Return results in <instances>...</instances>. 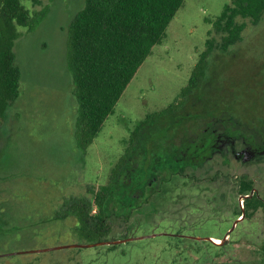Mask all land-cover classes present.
I'll use <instances>...</instances> for the list:
<instances>
[{"label":"rangeland","instance_id":"374dc122","mask_svg":"<svg viewBox=\"0 0 264 264\" xmlns=\"http://www.w3.org/2000/svg\"><path fill=\"white\" fill-rule=\"evenodd\" d=\"M42 1H24L46 14L34 29L19 28L20 93L0 127V264H264V207L236 217L245 208L243 178L253 184L250 195L264 199V148L247 144L236 122L255 121L249 123L254 130L243 131L264 147L257 133L264 125V16L247 25L241 42L212 53L199 102L188 104L182 124L170 118L173 130L152 138L158 123L141 121L180 94L206 47L209 20L231 2L186 0L84 150L76 136L79 103L67 50L69 24L86 0ZM201 107L232 117L210 124L211 114L195 118ZM140 123L138 145L106 206L110 232L100 241L111 243L87 246L95 242L80 237L71 205L110 184ZM162 136L166 140H155ZM181 147L190 149L188 163L176 158ZM149 152L170 168L144 170ZM73 244L86 246L56 248Z\"/></svg>","mask_w":264,"mask_h":264},{"label":"trees","instance_id":"16d2710c","mask_svg":"<svg viewBox=\"0 0 264 264\" xmlns=\"http://www.w3.org/2000/svg\"><path fill=\"white\" fill-rule=\"evenodd\" d=\"M24 1L26 0H0V127L7 110L20 93L22 71L16 62L15 52L16 41L21 35L19 28L34 29L46 14L44 9L32 11ZM29 1L34 5L43 4L42 0ZM185 2L186 0H86L85 6L71 20L68 27L67 60L79 103L76 136L78 144L84 150L99 136L108 117L115 113L116 105L127 87L152 54L153 48L162 43L169 24ZM263 16L264 0H231L220 15L209 20L212 29L208 32L206 47L200 52L186 86L167 107L147 114L141 121L149 126H156L158 123L152 138L163 129L173 130L170 118L183 123L188 104L195 106L196 100H200L198 95L206 91L212 53L226 51L241 42L247 25L258 24ZM201 111L195 112V118L200 114H211L210 124L219 121L223 123L224 117H232L225 112L224 116H217L219 111L203 110V107ZM244 120L245 122L239 119L235 121L241 126L244 141L254 146L255 135L243 130L250 122L255 124V121ZM231 121L233 119L228 124L224 122L227 130H232ZM141 123L136 126L130 144L113 168L110 184L103 185L96 191L91 190L92 196L88 201L79 200L71 205L79 221V235L88 242L100 241L110 232L107 222L110 215L106 210L109 194L116 178L121 174L122 166L138 145L137 141L142 133ZM261 127L264 129V125ZM247 128L254 130L255 127ZM165 136L155 140H166ZM199 147L200 145H196L195 149ZM189 151L187 147L179 148L180 157L177 156V160L188 163ZM144 156V170L147 172L155 167L170 168L164 161H155L156 156L150 152L148 157ZM151 165L152 168L149 167ZM171 165H176L173 160ZM252 190L251 180L243 178L240 182V194L244 196L245 208L241 209L237 218L245 219L250 216V210L264 207V199L257 193L251 196ZM0 219L1 222L4 221L5 216L0 215ZM262 249L264 250V242Z\"/></svg>","mask_w":264,"mask_h":264},{"label":"water","instance_id":"95a60500","mask_svg":"<svg viewBox=\"0 0 264 264\" xmlns=\"http://www.w3.org/2000/svg\"><path fill=\"white\" fill-rule=\"evenodd\" d=\"M243 217H240L239 218V220H241ZM142 237H144V236H142ZM141 237V238H142ZM129 239H132V238H129ZM211 240H213L214 241V239L211 237L210 238ZM117 242V241H116ZM109 243H111V242H101V241H99V242H95V243H92V244H89V245H87V246H94V245H101V244H109ZM69 246H86V245H81V244H73V245H61V246H57L56 248L57 249H61V248H65V247H69ZM50 248H48V249H43V250H31V252H40V251H45V250H49ZM17 252H13V253H10V254H16Z\"/></svg>","mask_w":264,"mask_h":264},{"label":"flooded vegetation","instance_id":"af4514ba","mask_svg":"<svg viewBox=\"0 0 264 264\" xmlns=\"http://www.w3.org/2000/svg\"><path fill=\"white\" fill-rule=\"evenodd\" d=\"M262 130V129H261ZM260 130V132H257L259 135H260V138H261V140L263 141L262 143L264 144V129H263V131H261ZM258 131H259V129H258ZM255 150H257V151H259V148L260 147H262V148H264L263 146H260V143L258 142V141H256V143H255V145L254 146H252Z\"/></svg>","mask_w":264,"mask_h":264},{"label":"bare ground","instance_id":"6f19581e","mask_svg":"<svg viewBox=\"0 0 264 264\" xmlns=\"http://www.w3.org/2000/svg\"><path fill=\"white\" fill-rule=\"evenodd\" d=\"M219 243V242H218Z\"/></svg>","mask_w":264,"mask_h":264}]
</instances>
